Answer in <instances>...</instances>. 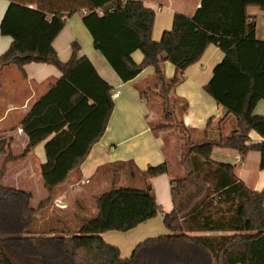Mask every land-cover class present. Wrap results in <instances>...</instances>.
<instances>
[{
    "label": "trees",
    "instance_id": "obj_1",
    "mask_svg": "<svg viewBox=\"0 0 264 264\" xmlns=\"http://www.w3.org/2000/svg\"><path fill=\"white\" fill-rule=\"evenodd\" d=\"M7 2L0 35L12 42L0 55V72L13 65L23 73L25 65L40 63L61 76L20 121L27 137L22 156L46 141L39 171L47 199L31 207L32 194L3 186L0 171V264H264V188L251 190L237 177L235 165L211 157L214 148L241 156L255 150L264 169V142L251 144L248 137L251 131L264 137V117L253 113L264 101V41L256 38L247 14L249 7L264 11V0H201L191 17L175 13L171 29L157 42L151 38L154 12L137 0H84L76 8L64 0ZM81 8L94 49L122 82L153 67L163 109V120L151 125L153 133L171 129L175 109H186L173 89L209 45L218 47L223 58L204 90L237 121L228 136L209 132L213 118L201 133L179 121L187 134L197 136L187 135L178 160L183 173L170 180L172 209L162 214L166 233L140 242L128 258L101 234L128 232L162 212L149 181L169 173L166 163L140 172L141 189L117 188L115 179L125 163L112 167L111 187L92 197L94 214L81 219L74 232L68 212L47 215L54 192L102 137L114 105L113 88L86 56L77 58L76 43L67 62L52 46L65 20ZM135 51L143 56L140 63L132 59ZM165 61L175 68L171 79L164 77ZM4 150L0 146V154ZM13 159L4 157L3 165Z\"/></svg>",
    "mask_w": 264,
    "mask_h": 264
},
{
    "label": "crops",
    "instance_id": "obj_2",
    "mask_svg": "<svg viewBox=\"0 0 264 264\" xmlns=\"http://www.w3.org/2000/svg\"><path fill=\"white\" fill-rule=\"evenodd\" d=\"M137 1H140L144 7L154 12L151 38L156 42L160 40L165 31L171 29L175 13L191 17L201 2V0ZM83 2L84 0H64V5L76 8ZM7 5V0H0V21ZM30 7L33 8L35 5ZM85 13L86 10L81 8L69 16L65 20L64 27L54 39L52 46L59 60L67 62L72 57V45L76 43L80 48L77 58L86 56L98 75L113 88L112 92H119V96L113 99V110L102 137L92 146L78 171L72 173L69 176L70 179L68 178L60 186L64 187L61 192H54L53 201L59 199L62 201L59 203L64 206V208L56 210L55 213L63 215L66 212L77 210L76 208H81L82 205L84 206L82 204L83 201L92 200V197L96 196L94 193L96 192L98 181H101V185L99 183L98 186L99 189L104 188L108 183L109 169L112 172V167L121 163H125V166L121 168L119 173L124 170L125 176L130 175L132 179L135 178V174H138L141 178L140 172L150 166L163 163L168 165L169 173L156 176L149 183L153 189L156 203L161 208V215L169 213L172 209L170 180L171 177H177L181 174L178 164L176 165L179 159V154H177L179 144L177 143V135L172 130L159 131L156 134L151 131V120L155 117L153 109L155 103L158 102V99H156L157 89L154 86V69L153 67H147L133 80L122 82L103 56L94 49L91 36L82 23V17ZM247 14L249 16L248 21L255 26L256 38L264 41V11L257 7H249ZM11 42V38L0 35V55L8 49ZM142 58L141 52L135 51L132 53L134 62L140 63ZM222 58L223 53L221 50L214 45H209L200 60L184 70L181 82L174 87L173 95L175 99L186 103V109L182 113L178 114V111H175L174 114L175 118L181 121L183 127L201 133V131L207 129V121L213 118L211 125L208 127L209 132L213 136L216 133L228 136L237 128L235 117L225 114L224 110L204 90V87L212 77L214 67ZM163 74L166 79H171L175 74L174 66L168 61L163 63ZM60 76V72L55 67L40 63L25 65L23 73L13 65L6 66L1 70L0 136H5L3 140L7 138V141L3 144L5 153L2 155L4 157L10 155L14 158L6 162L7 165L14 161H36L38 167H40L45 162L44 144L46 141L41 142L29 153L22 156L27 144V137L21 130L20 121L31 105ZM253 113L264 117V101L257 102ZM194 136L196 137L197 135L194 134ZM248 137L251 144L264 142V137L254 131H251ZM13 149H16L18 154L11 155L10 152ZM211 157L214 160L225 161L235 165L237 177L251 190L260 191L264 188V169H259V152L250 150L244 156H241L234 150L214 148ZM126 170H129L128 174ZM27 173V170H22L19 176L22 177L23 174L25 178ZM100 173H103L102 178L99 176ZM19 176L15 177V181ZM113 178L112 176V181ZM117 180L118 175L115 183ZM86 181L87 183H82ZM93 182L94 185L91 190L83 188ZM13 188L27 191L26 187H19L18 185ZM43 189L45 193L40 192L42 197L45 198L40 203L48 197L44 185ZM57 202L56 200L54 201L55 204ZM51 210H53L52 205H50L49 212ZM153 219L138 225L128 232H124V234H131L135 241L147 239L143 237L155 231L153 230L155 226ZM106 233L108 232L101 234L103 240L110 245L116 246L115 242L104 239ZM113 236L109 235L107 239H112ZM128 249L127 247V251ZM121 257L123 258L122 255Z\"/></svg>",
    "mask_w": 264,
    "mask_h": 264
},
{
    "label": "rangeland",
    "instance_id": "obj_3",
    "mask_svg": "<svg viewBox=\"0 0 264 264\" xmlns=\"http://www.w3.org/2000/svg\"><path fill=\"white\" fill-rule=\"evenodd\" d=\"M158 89H157V98L158 99V102L155 103V107H154V114H155V117L151 120V125H155L156 123L160 122L163 120V109H162V106H161V100L160 98L158 97ZM160 102V103H159ZM175 111H178V108L175 109ZM180 112L178 111V114ZM171 125H172V128L171 129H168V130H172L174 133H176L177 135V143L179 144V153L177 152V154H179V157H180V153H181V147L184 142L185 139H187V135H189L190 137L194 136V135H190V134H187V132H185V130L180 126L179 124V119L176 118L175 120L173 119L171 122ZM163 131H166V130H163ZM5 136H0V146H2L4 144V142L7 141V138L5 140H3ZM195 137V136H194ZM11 155H16L18 154V151L16 149H13L12 152H10ZM4 159V156L2 154H0V171L1 169H4L3 170V173H2V179H1V183L3 186H6V187H14L16 185H18L19 187H23V188H27L26 190L28 192H31L32 195H33V198L31 200V207L33 208H36L40 201L43 200V198L45 197H42V194L40 191H42V193H45L44 192V189H43V183H42V179L40 177V171H39V167L36 163V161H14L10 164L7 165V163H5L3 165V160ZM179 160V159H178ZM217 161V160H216ZM220 161V160H218ZM220 162H225V161H220ZM178 164V162L176 163V165ZM22 170H27L28 173L26 174L27 176L24 178V175L22 174V177L19 176L21 175V171ZM179 170L181 171L180 175H182V170L180 169L179 167ZM127 174L129 173V170H126ZM124 170H122L120 173H118V180L116 181V184L115 186L117 188H120V187H124V188H132V189H141L143 188V183H142V180L140 178V176L138 174H135V178H131L130 175L129 176H125L124 174ZM102 174L103 173H100L99 176L102 178ZM108 175H109V178H108V183L107 185L102 188V189H99V183L101 182L100 180L98 181L97 185H96V192L94 193L95 195H99L101 194L102 192H104L105 190L109 189L111 187V184H112V176H113V173L111 172V170L109 169L108 171ZM16 176H19V178H17V180L15 181V177ZM70 179V178H69ZM95 182V180H94ZM94 182L91 183L90 185H87V186H84L83 188L87 189V190H91L93 185H94ZM67 185H68V182H67ZM101 185V183H100ZM64 187H59L57 191L61 192V190L63 189ZM45 196V195H44ZM58 201L57 204L54 203V201ZM53 201V203L51 204L53 206V210H51V212H48L47 215L48 216H53L55 213L56 210H60L62 208H64V206L62 205V203L60 204L59 202H62L61 200L59 199H55ZM83 205L81 208H76L77 210H74V211H71V212H68V215H69V218H71V231L74 232L75 228L77 227V224L80 223L81 219H84V218H88L90 216H92L94 214V206H93V201L91 199H88L86 201H83ZM50 211V208L49 210ZM162 215L161 213L157 214L156 218L153 219L154 221V228L153 230H155L154 232H152L151 234L149 235H145V237L143 238H147V239H151V238H154V237H157V236H160L162 234H165L166 233V230H165V227L163 225V221H162ZM42 220V219H40ZM109 235H114L112 239H107L109 238L108 236ZM146 236H149V237H146ZM115 237V238H114ZM105 240H110V242H115L114 244L117 246V248H120V254L123 256V258H128L131 253H132V249H134L136 246V244H139L140 242H143L147 239H142V241H135L134 238L131 237V234H124V233H120V232H112V231H109L108 233L105 234ZM109 242V241H107ZM139 242V243H138ZM127 247L129 248L128 251H127ZM132 248V249H131ZM127 251V252H126ZM129 252V253H128Z\"/></svg>",
    "mask_w": 264,
    "mask_h": 264
},
{
    "label": "built area",
    "instance_id": "obj_4",
    "mask_svg": "<svg viewBox=\"0 0 264 264\" xmlns=\"http://www.w3.org/2000/svg\"><path fill=\"white\" fill-rule=\"evenodd\" d=\"M119 96V92H115V93H111V99L113 100V99H115L116 97H118ZM82 183H87V181L86 182H82Z\"/></svg>",
    "mask_w": 264,
    "mask_h": 264
}]
</instances>
